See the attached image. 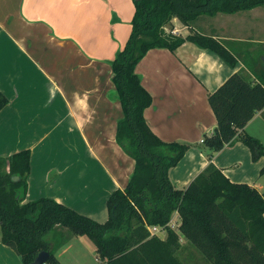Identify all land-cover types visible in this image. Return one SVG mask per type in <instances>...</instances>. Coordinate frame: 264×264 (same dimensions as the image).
Returning a JSON list of instances; mask_svg holds the SVG:
<instances>
[{
    "label": "crops",
    "instance_id": "crops-1",
    "mask_svg": "<svg viewBox=\"0 0 264 264\" xmlns=\"http://www.w3.org/2000/svg\"><path fill=\"white\" fill-rule=\"evenodd\" d=\"M134 13L133 0H0V91L9 100L0 111V157L31 150L24 203L49 197L98 223L108 220L109 197L126 188L135 169L116 141L123 114L110 63L130 37ZM242 13L203 16L191 28L174 19L166 27L184 38L198 32L224 42L240 57L235 68L191 41L152 49L136 67L152 96L144 113L150 129L164 142L195 146L170 172L180 188L213 162L233 183L264 192V157L253 161L243 142L211 159L196 147L217 127L209 94L246 65L263 67L255 52L264 46V28ZM245 132L264 143V110ZM56 234L93 250L86 236L57 227L53 241ZM0 264H23L2 243L1 227Z\"/></svg>",
    "mask_w": 264,
    "mask_h": 264
},
{
    "label": "trees",
    "instance_id": "trees-1",
    "mask_svg": "<svg viewBox=\"0 0 264 264\" xmlns=\"http://www.w3.org/2000/svg\"><path fill=\"white\" fill-rule=\"evenodd\" d=\"M135 13L130 37L110 62L112 81L122 106L116 141L135 161L124 190L107 202L109 218L101 224L49 197L24 203L28 191L31 150L0 157V227L2 243L12 248L23 264H33L42 251L47 264H60L54 254L55 228H67L88 237L100 264H186L180 258L184 238L209 264H264V192L233 183L213 162L186 187H178L171 170L195 147L164 142L150 129L145 110L152 96L136 73L138 63L152 49L174 50L186 41L218 55L235 68L240 57L227 44L198 32L187 37L167 32L177 19L191 28L200 17L234 15L264 6V0H133ZM233 73L208 101L217 120L198 147L211 159L235 141L243 142L253 161L264 156V145L245 132L256 113L264 110L262 69L247 66ZM0 91V111L8 105ZM264 174V168L261 171ZM17 177L18 180H14ZM174 213L181 219L176 233L169 227ZM162 227V239L149 228Z\"/></svg>",
    "mask_w": 264,
    "mask_h": 264
},
{
    "label": "rangeland",
    "instance_id": "rangeland-1",
    "mask_svg": "<svg viewBox=\"0 0 264 264\" xmlns=\"http://www.w3.org/2000/svg\"><path fill=\"white\" fill-rule=\"evenodd\" d=\"M242 14H244L243 16H245V20L249 18L250 21L257 22L258 28L259 27L261 28V26L264 28V6H262V8L257 7L250 11H245V13ZM223 23H227L228 25H231L232 21L231 22L223 21ZM260 34L264 35L263 32L262 33L260 32ZM261 35L259 37H264ZM255 54L258 55V57L261 59L264 56V46L258 45ZM259 133L261 137H263L262 139L264 141V136L262 132ZM172 219L173 222L180 223V219L176 218L177 219L176 220L174 219V217ZM156 228L158 231L154 230V233L155 234L158 233L159 234L158 237L162 239L166 238L167 232L165 231V229L162 227H156ZM64 229L70 235L74 236L69 229L67 228ZM54 237H55L54 238L55 248L53 251L60 264H100V262L97 259L95 245L89 238L87 239L90 240V244L92 245L93 250H91L90 248L85 249L83 246H79V243L78 244L74 243L73 245L75 246H72L70 242L68 243V241L59 237V234H56ZM185 244L186 243H184L183 245L185 246ZM180 258H182L186 264H209L203 259L202 255L199 253L197 249H193L192 251H189L188 249L184 250L183 252H181Z\"/></svg>",
    "mask_w": 264,
    "mask_h": 264
},
{
    "label": "built area",
    "instance_id": "built-area-1",
    "mask_svg": "<svg viewBox=\"0 0 264 264\" xmlns=\"http://www.w3.org/2000/svg\"><path fill=\"white\" fill-rule=\"evenodd\" d=\"M165 30H166V31L168 30V32H172V33H174V34H179L178 29H175V28H174V29H167V28L165 27ZM172 220H173V219H172ZM172 220H171L170 223H169V227H170L172 230H174L176 233H180V230H179L180 223L173 222ZM149 229H150L152 235H155V236H158V235H159L158 233H157V234L154 233V230L158 231L156 227L149 228ZM152 229H153V230H152Z\"/></svg>",
    "mask_w": 264,
    "mask_h": 264
},
{
    "label": "water",
    "instance_id": "water-1",
    "mask_svg": "<svg viewBox=\"0 0 264 264\" xmlns=\"http://www.w3.org/2000/svg\"><path fill=\"white\" fill-rule=\"evenodd\" d=\"M14 180H18L17 177L14 178ZM50 259V253L47 251H42L38 254L33 264H47V262Z\"/></svg>",
    "mask_w": 264,
    "mask_h": 264
}]
</instances>
